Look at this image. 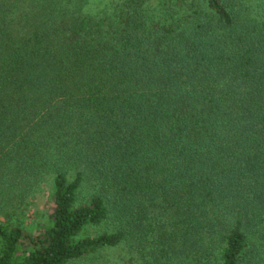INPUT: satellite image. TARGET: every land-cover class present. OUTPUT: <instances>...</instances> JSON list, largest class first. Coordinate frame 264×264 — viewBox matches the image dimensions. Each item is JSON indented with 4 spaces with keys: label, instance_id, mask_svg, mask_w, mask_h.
Wrapping results in <instances>:
<instances>
[{
    "label": "trees",
    "instance_id": "1",
    "mask_svg": "<svg viewBox=\"0 0 264 264\" xmlns=\"http://www.w3.org/2000/svg\"><path fill=\"white\" fill-rule=\"evenodd\" d=\"M0 264H264V0H0Z\"/></svg>",
    "mask_w": 264,
    "mask_h": 264
},
{
    "label": "rangeland",
    "instance_id": "2",
    "mask_svg": "<svg viewBox=\"0 0 264 264\" xmlns=\"http://www.w3.org/2000/svg\"><path fill=\"white\" fill-rule=\"evenodd\" d=\"M95 2V1H94ZM45 193H43V194H41L40 196L41 197H39V199H38V202H37V205H33L32 207H31V209L28 211L29 213H28V216H27V220H26V225L27 226H29V225H31V223H32V219L30 218V215H31V213L33 212V208H35V211L37 210V209H43L42 207L44 206V205H42L43 203H44V201L46 200V197H47V192H46V190L44 191ZM32 226V225H31Z\"/></svg>",
    "mask_w": 264,
    "mask_h": 264
}]
</instances>
